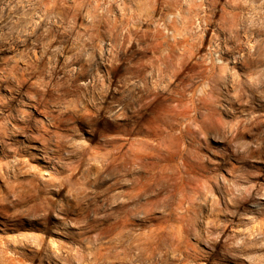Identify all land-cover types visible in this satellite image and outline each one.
I'll use <instances>...</instances> for the list:
<instances>
[{"label":"clouds","instance_id":"1","mask_svg":"<svg viewBox=\"0 0 264 264\" xmlns=\"http://www.w3.org/2000/svg\"><path fill=\"white\" fill-rule=\"evenodd\" d=\"M0 264H264V0H0Z\"/></svg>","mask_w":264,"mask_h":264}]
</instances>
